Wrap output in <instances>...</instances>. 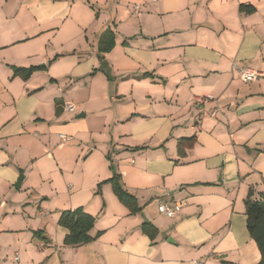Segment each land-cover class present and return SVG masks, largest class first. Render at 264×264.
Segmentation results:
<instances>
[{"label": "crops", "instance_id": "1", "mask_svg": "<svg viewBox=\"0 0 264 264\" xmlns=\"http://www.w3.org/2000/svg\"><path fill=\"white\" fill-rule=\"evenodd\" d=\"M249 192L264 194V0H0V264H258ZM79 208L93 240L66 246L59 216Z\"/></svg>", "mask_w": 264, "mask_h": 264}, {"label": "trees", "instance_id": "2", "mask_svg": "<svg viewBox=\"0 0 264 264\" xmlns=\"http://www.w3.org/2000/svg\"><path fill=\"white\" fill-rule=\"evenodd\" d=\"M240 12L251 14L254 8L250 5H240ZM113 47L112 35L108 31L104 33L103 40L100 44V50L108 52ZM44 65L35 66L30 68H12L14 76H18L23 80L28 79L35 71L45 70ZM56 113L59 114L58 109ZM195 144V137L182 138L177 142L178 148L189 149ZM112 185V189L118 200L127 207L130 213L138 211L135 198L125 192L120 184V177L118 174L113 176L107 181ZM100 186V185H99ZM98 186V187H99ZM252 193L249 192L245 200V217L246 229L250 237L256 243L260 252V261L258 264H264V194H259L257 199H252ZM95 218L84 213L81 208L74 211L61 212L58 225L67 231L64 237V245L66 246H81L93 240L89 236V231L92 229ZM141 231L149 238L153 239L156 234V229L149 223L141 225ZM34 234H37L34 233ZM234 264V263H226Z\"/></svg>", "mask_w": 264, "mask_h": 264}, {"label": "built area", "instance_id": "3", "mask_svg": "<svg viewBox=\"0 0 264 264\" xmlns=\"http://www.w3.org/2000/svg\"><path fill=\"white\" fill-rule=\"evenodd\" d=\"M158 0H150V2L155 3ZM134 13L135 14H139L140 10L138 6H134ZM236 64L233 63V66H235ZM237 76L239 78L240 81H242L243 83H251L256 81L259 78V73L256 72L253 69L250 68H241L238 69L237 71ZM197 102L202 103L204 101V99H196ZM64 111L71 113L74 111V107L71 104H67L64 106ZM60 139L62 141H67L68 138L65 136H60ZM182 207V203L179 201H172L169 199H165L163 201H160L157 205L158 208V212L160 215L167 217V218H175L180 209ZM192 264H201L199 262H193Z\"/></svg>", "mask_w": 264, "mask_h": 264}, {"label": "rangeland", "instance_id": "4", "mask_svg": "<svg viewBox=\"0 0 264 264\" xmlns=\"http://www.w3.org/2000/svg\"><path fill=\"white\" fill-rule=\"evenodd\" d=\"M58 58V56H54V57H52L51 59H50V61H48L44 66H46L45 67V70H40V71H46L47 70V68H48V66L53 62V61H55L56 59ZM39 66H41V65H39ZM30 67H35V66H27V67H25V68H30ZM60 67V66H59ZM36 72H39V71H35L34 73H36ZM117 76H119L118 77V80L121 82V83H123V84H127V83H133V82H140L142 79H144L145 78V74H140V73H137L136 71H134V70H132V69H124V70H122V71H120V72H118L117 73ZM89 79V78H88ZM88 82V81H87ZM82 88H80V90L81 91H85L86 90V88H85V86H88V83H85V82H83L82 83ZM69 93V92H68ZM68 93L65 95V100H68V98H69V95H68ZM62 134H64L65 135V133H62ZM66 136V135H65Z\"/></svg>", "mask_w": 264, "mask_h": 264}, {"label": "water", "instance_id": "5", "mask_svg": "<svg viewBox=\"0 0 264 264\" xmlns=\"http://www.w3.org/2000/svg\"><path fill=\"white\" fill-rule=\"evenodd\" d=\"M21 180H22V175H21L20 179L17 181V184H16L15 188L19 187Z\"/></svg>", "mask_w": 264, "mask_h": 264}]
</instances>
